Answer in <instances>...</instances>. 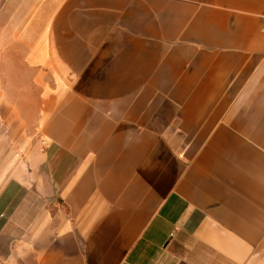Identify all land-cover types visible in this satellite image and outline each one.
<instances>
[{"label": "crops", "instance_id": "crops-1", "mask_svg": "<svg viewBox=\"0 0 264 264\" xmlns=\"http://www.w3.org/2000/svg\"><path fill=\"white\" fill-rule=\"evenodd\" d=\"M0 134V264H264V0H2Z\"/></svg>", "mask_w": 264, "mask_h": 264}, {"label": "rangeland", "instance_id": "rangeland-1", "mask_svg": "<svg viewBox=\"0 0 264 264\" xmlns=\"http://www.w3.org/2000/svg\"><path fill=\"white\" fill-rule=\"evenodd\" d=\"M2 0H0L1 3ZM7 41H2L5 44ZM7 143L12 147L14 146L13 137L5 134H0V149H5ZM6 157H9V153H5ZM4 161V159H2ZM4 187V188H3ZM3 188V189H2ZM0 210H11L15 207V185L14 181L7 182L6 184H0Z\"/></svg>", "mask_w": 264, "mask_h": 264}]
</instances>
